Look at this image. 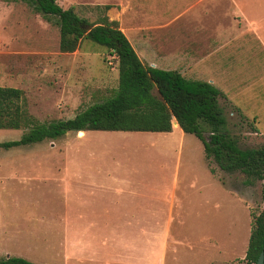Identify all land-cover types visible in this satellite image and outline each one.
<instances>
[{"label": "rangeland", "instance_id": "374dc122", "mask_svg": "<svg viewBox=\"0 0 264 264\" xmlns=\"http://www.w3.org/2000/svg\"><path fill=\"white\" fill-rule=\"evenodd\" d=\"M55 2L64 10L72 8L90 24L105 16L128 37L135 28H161L153 35L167 41L169 47H161L168 50L169 60L182 43L197 40L203 45L210 38L217 50L204 61L211 69L212 85L221 93L225 131L241 149L264 145V49L252 36L241 37V15L233 11L231 0ZM237 4L264 27V0H238ZM104 5L112 7L103 11ZM177 15V21L168 22ZM204 28L218 31V41L212 33L199 37L198 30ZM206 31L201 33L205 36ZM233 35L235 50H230L226 38ZM261 36L264 42V29ZM58 45L55 17L37 13L26 0H0V86L23 91L26 110L38 123L72 119L89 105L110 98L118 84L117 58L103 46L83 39L79 52L85 54L67 55L59 52ZM24 132L0 130V142L18 140ZM180 132L179 128L169 134L89 131L80 136L67 132L55 140L0 150V259L20 257L35 264H129L125 263L129 260L132 264L146 260L151 264H246L252 217L263 207L262 182L245 186L239 172L225 173L209 165L201 142L192 134L182 133L181 154L174 144L172 155L162 163H148L155 169L163 164L168 173L176 170L174 191L115 194L87 192L76 181L68 184L71 172L81 176L85 169L107 166L112 155L120 156L123 178L131 174L133 163L145 166L147 156L139 162L128 159L135 145L116 141L123 136H161L176 142ZM115 199L148 205L153 223L122 226L120 239L118 233L108 235L114 224L95 223L96 207L83 204ZM142 227L147 229L145 237L140 236ZM104 228L108 234L102 241L97 236ZM164 237L168 238L164 254L156 255ZM70 239L78 245L72 247ZM151 250L152 255H146Z\"/></svg>", "mask_w": 264, "mask_h": 264}, {"label": "trees", "instance_id": "16d2710c", "mask_svg": "<svg viewBox=\"0 0 264 264\" xmlns=\"http://www.w3.org/2000/svg\"><path fill=\"white\" fill-rule=\"evenodd\" d=\"M26 1L37 13L57 19L60 53L75 52L85 39L115 56L118 84L110 98L89 105L72 119L47 124L36 122L28 114L23 91L0 86V130L26 129L18 140L0 142V150L55 140L67 132L170 133L176 122L184 134H192L201 142L209 165L215 164L225 173L239 172L245 177V186L262 182L263 207L252 217L243 259L246 264H255L259 255H264V145L255 149L238 147L225 131L226 121L219 104L221 93L208 82L187 80L177 71L143 65L117 23L105 16L90 24L72 8L62 9L55 0ZM111 7L104 5L102 10ZM209 171L214 173L210 166ZM0 264L35 263L20 257H5L0 259Z\"/></svg>", "mask_w": 264, "mask_h": 264}, {"label": "crops", "instance_id": "0c3cea01", "mask_svg": "<svg viewBox=\"0 0 264 264\" xmlns=\"http://www.w3.org/2000/svg\"><path fill=\"white\" fill-rule=\"evenodd\" d=\"M231 2L233 5V11L241 15V28L243 29L241 37H243V39L245 40L246 36H252L254 40H257L263 46L264 49V42L261 36V32L263 31L264 27L261 25V22L255 23L252 18H249L243 11L244 7L241 8L237 4L238 0H231ZM179 16L180 15H177L173 19L168 20V22L177 21ZM119 29L125 35L143 65L160 70L177 71L187 80L204 81L210 84H214V79L209 78V76L211 75V69H207L204 61L207 56L210 57V55L212 53H216L217 50V46L211 44L210 38L206 40L208 41V46L204 45L206 41L203 43V45L198 44L197 40L193 41L194 44H191L192 42L187 44L182 43L177 49H175V56L171 60H169L167 58L168 50L161 47L163 44L165 47H169L167 41L165 40V38L159 39L156 35H153L154 31L161 28H135L130 33V37H128V34L122 28ZM204 29L207 30L206 32H208V34L205 36L203 35V33H201V31H204ZM204 29H200L201 31L198 30L197 34H199V37L205 38L212 33L214 41H218V31L216 32L215 30H213V28L212 30L211 28ZM234 39V35L232 37L227 36L226 38L227 46L230 50H232V47L234 49V44L236 43L234 42ZM208 51L209 53H207ZM62 54L83 55L85 53H80L78 47V49L73 53ZM174 128H178L177 124H172V130ZM85 132L89 131H83L82 135H84ZM180 133L181 136L178 140H176V142L172 138L161 136H150L147 138L141 135H135L133 136L134 138L123 136V138L116 141L122 142V145H127L129 142H133V145H135L132 154H127L128 159L131 158V161L132 159H134V161L135 159H138L139 162L142 161V159L140 158L147 156V163L145 166L141 163L134 166L133 163L131 174L123 178L122 176H120V167L122 165L119 159L120 156L112 155V158L108 159L109 163L107 166L103 165L102 168L99 166L96 170L85 169L81 172V176H79L78 173L71 172L70 178L67 179L68 184H71L72 182L75 183L76 181L77 184H79V186H81L82 189L87 192H113L115 194H122L123 192L134 194L135 192L154 193L160 191H174L178 183V173L176 172V170H174L173 173H168L165 170V166L163 164L160 169L159 166L155 169L152 167V165H148V163L151 162L153 163V165H155L154 162L156 163V165L162 163V161L166 159L165 157L172 155L174 144L177 145L176 153L181 154V151H183L184 139L182 137L183 132L181 131ZM142 144H145V147H140ZM145 153L146 155H144ZM153 156L156 158V160L153 159ZM123 163H125V161H123ZM162 176L166 179H163ZM74 206L75 204L71 205L73 210L75 209ZM88 206H95L97 209L94 212L98 215L95 223L102 224V226H106L107 224H114V228L112 229V232H110V234L107 233L105 228L99 229L97 238H101L102 241H104V238L107 236V234L114 236L116 233H118L119 235L117 236V239H120L122 236V226H135L138 224H141V226H147L153 223V210L152 208L151 210H149L148 205L143 203L115 199L114 201L109 202L98 201L83 204V207ZM68 208L70 209V204H68ZM143 229L144 231L140 234V236L145 237L147 236V229L142 227L141 230ZM102 231L104 232L101 233ZM167 241V237H164V239H162V250H158L157 252H155L156 255L159 254L160 256H162L164 254L165 247L168 244ZM71 244L72 247L78 245L76 244L75 239L71 240ZM134 246V244H130V247L133 250L135 249ZM243 249L244 246L242 247V250ZM148 254L152 255V250L148 251L146 255ZM103 258H107V256H103ZM125 263L132 264L133 262L132 260H129L125 261ZM144 263L151 264L148 260H146Z\"/></svg>", "mask_w": 264, "mask_h": 264}, {"label": "water", "instance_id": "95a60500", "mask_svg": "<svg viewBox=\"0 0 264 264\" xmlns=\"http://www.w3.org/2000/svg\"><path fill=\"white\" fill-rule=\"evenodd\" d=\"M86 30L89 31L90 28L87 27ZM173 124H176V122H174ZM78 133H79V132H78ZM255 264H264V255H263V253H261V254L259 255V257H258V259H257V261H256Z\"/></svg>", "mask_w": 264, "mask_h": 264}, {"label": "bare ground", "instance_id": "6f19581e", "mask_svg": "<svg viewBox=\"0 0 264 264\" xmlns=\"http://www.w3.org/2000/svg\"><path fill=\"white\" fill-rule=\"evenodd\" d=\"M77 134L81 136V135H82V132H79V133H77Z\"/></svg>", "mask_w": 264, "mask_h": 264}, {"label": "built area", "instance_id": "2783aa9c", "mask_svg": "<svg viewBox=\"0 0 264 264\" xmlns=\"http://www.w3.org/2000/svg\"><path fill=\"white\" fill-rule=\"evenodd\" d=\"M109 65L111 64V63H108Z\"/></svg>", "mask_w": 264, "mask_h": 264}]
</instances>
